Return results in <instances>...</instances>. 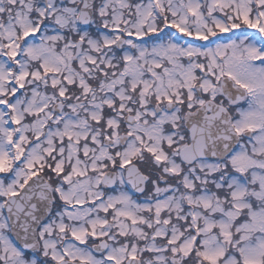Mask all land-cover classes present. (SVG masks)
Listing matches in <instances>:
<instances>
[{
	"label": "snow or ice",
	"instance_id": "snow-or-ice-1",
	"mask_svg": "<svg viewBox=\"0 0 264 264\" xmlns=\"http://www.w3.org/2000/svg\"><path fill=\"white\" fill-rule=\"evenodd\" d=\"M0 264H264V0H0Z\"/></svg>",
	"mask_w": 264,
	"mask_h": 264
}]
</instances>
